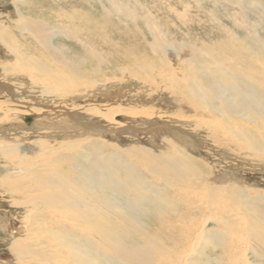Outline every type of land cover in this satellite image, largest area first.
Segmentation results:
<instances>
[{
	"label": "bare ground",
	"instance_id": "6f19581e",
	"mask_svg": "<svg viewBox=\"0 0 264 264\" xmlns=\"http://www.w3.org/2000/svg\"><path fill=\"white\" fill-rule=\"evenodd\" d=\"M7 24L6 18L0 22V50L7 55L0 63V80L11 82L14 90L11 94L8 87L0 85V90L8 91L0 94V129L11 126L24 137L37 138L30 142H19L18 139H14L13 143L0 142V187L11 190V194L8 195L11 198V205L32 207L38 202L42 203L49 213L52 209L51 202H55L58 208L54 209L52 223L61 226L60 221H63L71 227L82 228L97 238L93 242L96 247L105 242L98 241L104 237L101 235L112 234L109 230L97 228L102 225L92 222L87 217L102 219L112 216L117 224L133 223L135 227L133 230L136 231L140 223L135 218L121 213L124 203L130 209L138 208V202L145 203L150 198L157 202L159 208L167 207L181 211L177 217L169 220V226L172 227L169 242L166 241L170 230L159 226L151 231L143 229L144 236L141 239L145 242L143 245L136 243L135 248L131 245L127 250L123 245H113L108 239L106 244L113 245L109 246L110 251L96 253L97 248L94 250L95 247L93 246V249L87 241L84 242L87 248H83L69 237L66 238L64 233H60L57 249L52 246L50 250L51 253H55L57 260L53 255L43 256L42 247L36 245L34 248L29 227L22 225L9 247L15 257L14 264H201L204 258L214 260L218 264H253L249 262V255L256 258L261 256L258 248L262 244L261 246L251 244L255 237H263L264 234V210H261L259 205L263 195L258 194L254 198L252 189L242 182L239 184L240 180L233 177L232 173L238 168L229 157L222 158L228 161L224 165L218 160L208 163L202 158L200 162L205 167L203 172L200 166L195 167L198 156H195L194 152L197 151V146L200 147L199 143L203 142L201 135L212 146L230 153L232 150L235 152L232 154L237 157L252 155L249 149L252 145L258 146L259 143L264 145V69L261 75L255 74L249 66L251 64L243 65L242 56H235V53L225 45L220 44L221 46L216 47L187 45L175 39L173 43H161L159 46L164 50L174 47L170 55L173 64H170V58L169 61L167 58V60L161 58L162 63L159 67L147 64L145 60L147 67L140 77L132 75L131 73L136 75L137 73L131 69V73L126 75L124 80L127 83L120 84V80L117 79L115 84L102 83L101 81L108 79L102 77L95 84L93 82L89 84L87 80L68 81L62 72L63 67L67 68L62 61L63 58L56 61L57 56L61 54L57 47L50 46L53 33L57 34L48 29L51 27L45 24L43 29L39 23L20 25L21 29L35 36L36 41L45 47L40 49L34 47L30 50L25 45L15 48L6 42L4 32L8 30ZM37 25L41 26L39 31ZM46 43L49 44L48 48ZM229 62L235 68L228 69ZM144 64L138 63V66L142 68ZM13 68L19 70V74H15ZM208 73H217L218 77H221L216 81L219 82L218 85H212ZM18 83L22 86L19 87ZM87 83L89 87L84 93L75 92L76 88L81 85L86 87ZM125 84H132L134 87L133 94L126 95L129 102L133 97H137L138 93L144 92L142 88L151 90L163 88L169 89L170 94L177 100L187 104V110L182 117L176 115L172 117L164 112L141 110L126 99L123 104L110 106L111 108L99 106L69 109L71 105L68 103L59 104L70 96L87 99L97 93H107L109 90L123 87ZM203 87L220 88L218 97L221 102L217 101V105L207 104L208 101L201 99L202 93L205 92ZM22 94L23 98L28 99H19ZM191 96L197 99V105L186 100ZM30 99L43 103V106L40 108L29 106L27 102L32 101ZM12 101L19 104H13ZM252 110L258 114L251 112ZM47 117L51 119L48 120ZM55 118L57 120H53ZM66 119L68 121L72 119V123L77 125L83 124L90 130L88 134L96 138L83 140L87 136L86 133L69 126ZM150 128L163 129L168 137L171 136L175 140L176 143L171 140L163 143L165 139L160 141L167 151L164 153L165 156L155 153L150 147L153 144L148 139V144L144 148L137 146L136 149H131L134 147L127 144L121 147L122 150L107 145L105 140L103 145L113 151L109 156L100 155L93 146L102 139L103 129H117L116 133H120L119 135L129 136V133L134 136L136 133H146L144 130ZM56 130L60 131V136L49 139V134L55 133ZM36 131H41V134L34 135ZM122 152L130 154L135 159L141 158L148 165H153L154 161L163 158V161L168 163V173L172 178L168 180L171 184L176 183L177 187L171 188L168 187V183H162L168 190L164 191V196L158 195L155 198L148 195L147 189L152 191L158 184L148 179L142 178L138 181L132 178L131 169L122 163L123 155L121 154L122 157L119 155ZM63 158L73 160L79 169L74 171L91 177L96 184L90 179L83 183L79 182L75 174L65 171ZM100 164L101 168H98L97 165ZM228 167L230 172L226 173L217 185L206 179L212 175L213 169ZM173 169L176 172H173ZM150 172L158 173L153 170ZM120 175L125 179L122 180ZM97 185L110 191L111 195L107 200L99 198L96 189L100 187ZM123 188L128 197L125 199L127 202L116 203L111 197L116 195L122 197L124 193L119 191ZM66 202L72 203L70 213L64 210L67 209ZM250 202L256 205L254 211L251 210ZM162 211H165V208H162ZM230 212H233L234 216ZM240 213L242 214L239 215ZM198 215L200 217L195 218ZM23 217L24 215L20 219L23 220ZM159 220L164 222L160 217ZM210 221H213L217 229L206 230V223ZM49 223H45L44 226H51ZM160 227L161 229L157 230ZM230 230L235 231L236 236L233 238L238 240H234L231 235L222 236ZM53 236L50 233V238ZM162 236L166 237L165 242L161 239ZM214 239L218 241L216 246L212 242ZM243 241L248 243V248L242 255L238 254L234 262L232 259L237 252L235 247L239 244L244 247ZM205 247H212L213 254L205 255L203 251ZM217 249L218 254L215 253ZM192 257L196 261H193Z\"/></svg>",
	"mask_w": 264,
	"mask_h": 264
},
{
	"label": "rangeland",
	"instance_id": "374dc122",
	"mask_svg": "<svg viewBox=\"0 0 264 264\" xmlns=\"http://www.w3.org/2000/svg\"><path fill=\"white\" fill-rule=\"evenodd\" d=\"M31 1L0 0V22L5 18L8 20V30L4 32L6 42L15 48H21L23 45L30 50L34 47L38 49L45 48L41 43L36 41L35 36L21 29L20 25L23 26L26 23H39L44 29L45 24H47L51 27L48 29L57 33H53L54 36L50 40V46L53 45L57 47L61 54V56H57L58 60L56 61H59V58H63L62 61L65 62L67 68L63 67L64 69L62 68V72L67 77L68 81L72 79L76 81L87 80L89 84L90 82L95 84V82L102 77L108 78L107 81H101L102 83L110 82L111 84H115V79L120 80V84L127 83L124 80L126 79V75L128 76L131 73V69H134L137 73V75L131 73L132 75L140 77V74H142L143 70L147 67L146 62L152 66L157 65V67H159L160 63H162L161 58L163 60L168 59L167 61H169L170 58V64H173L170 55L171 49L174 47H171L169 50H164L161 48L162 46H159L161 43H173L175 39L181 40L187 45L215 47L221 46L220 44L225 45L235 53V56H242V59H244L243 65L251 64L256 67L257 69H254L249 65L255 71V74L261 75L264 69V0ZM37 28L39 31L41 26L37 25ZM48 46L49 44L46 43L47 48ZM6 57V53L0 50V63ZM143 57L147 58L144 59ZM138 63L145 64L142 65L141 68L138 66ZM229 64L230 66L228 69L231 70L235 68L232 63L229 62ZM222 66L225 65L222 64ZM13 70L15 74H19V70L14 68ZM218 76L217 73L210 74L212 85L215 86V84H219V82L216 81L221 77ZM95 77L96 79H94ZM235 81L238 82L236 79ZM10 83L0 80V85L8 87L12 94V89L14 88L12 86L13 84L11 85ZM18 84L19 87L22 86L20 83ZM89 84L86 87L81 85L82 87L76 88L75 92L84 93L85 89L89 87ZM122 86L123 87L109 90L107 93H97L95 96L87 99L70 96V99L63 100L59 102V104L68 103L71 105L69 109L99 106L109 108L113 105H121L125 102L127 96L132 95L134 92L132 84H125ZM203 88L205 92L202 93L201 99L208 101L206 102L207 104L211 105L214 103L217 105V101L221 102L218 97V92H221L220 88ZM142 90L144 92L138 93V96L133 97L131 102L126 100L131 105L139 107L141 110L164 112L167 116L172 117L173 115L180 117L184 116L183 114L187 110L186 107L188 105L177 100L176 97L170 94L171 91L169 89L164 90L160 88L151 90L150 88H142ZM1 93H8V91L0 90V94ZM20 96L19 99L24 97L23 94ZM190 98H192V100ZM25 99L28 98H23L22 100ZM186 100L193 101L192 104L197 105V99H194L192 96L187 97ZM198 100L201 102L200 98H198ZM12 102H14L13 104H19L17 101ZM27 103L30 104H28L29 106L32 105L35 108L43 106V103L40 104L37 100L28 101ZM251 112L258 114L253 110ZM47 119L50 120L51 118L47 117ZM53 120L57 119L55 118ZM66 121L69 123V126H74L78 130L86 133L87 136H85L83 140L96 138L94 135L88 134L90 130L86 129L83 124L80 123V125H77L76 123H72V119H70V121L66 119ZM252 125L254 126L255 123ZM116 130L117 129H103L102 136L98 135L99 137L101 136L102 139H99L100 141L93 145L96 152L102 156H109L112 154L113 151L103 145V141L105 140L107 141V145L112 147L116 146L118 149L120 148L122 150L123 148L121 147L127 146V144L134 147L131 149H136L135 147L137 146H139V148H144L148 144V139L153 144L150 145L151 149L155 153L165 156L164 153L167 151L160 141L165 139L163 143L168 140L176 143L173 137H168L163 129L158 130L156 128H150L144 130L146 133H136L134 136L129 133V136L119 135L120 133L117 134ZM95 132L93 134H95ZM69 133L70 131H68L67 134ZM33 134H41V131H36ZM40 136L47 139L43 135ZM59 136L60 131L56 130L55 133L49 134V139ZM201 137L203 138V142L199 143L200 147L197 146V151L194 152V155L196 154L195 156H198L196 157L197 161L195 162V167L200 166L202 171L204 170L203 172H205V167L200 162L202 158L207 160L208 163L218 160L222 162L221 165H224V163H228V161L222 158L225 156L229 157L233 160L232 163H235L238 168L236 171H232L234 174L233 177L240 180L238 181L239 184L242 182V184L247 186L250 190L252 189V197L255 198L258 194L263 195L261 196L262 200L259 205L260 209L264 210V145L261 143H259L258 146L252 145L249 148L252 155L237 157L234 155V151L230 150L234 153L232 154L228 151L220 150L207 142L202 135ZM14 139H18L19 142L37 140V138L33 136H22L18 130L11 126H4L0 129V142L13 143ZM101 146H103V148ZM119 155L123 158L122 163L128 166L133 172L131 175L132 178L138 179V181H141L142 178L148 179L158 184L156 189L152 191L147 189L148 195L154 196L155 198H157L158 195L164 196V191H168L167 187L164 186L165 183H168V187H177L176 183L171 184L168 180L172 178L168 173V163L163 161V158L154 161L153 165H148V163H144L140 157V159L132 158V156L130 154L128 155L126 152L119 153ZM63 160L64 170L75 174L79 182L83 183L90 179L92 183H95L92 181L91 177L74 171H79V169L74 165L75 163L73 160H67L66 158H63ZM118 163L121 164L120 161H118ZM218 165L220 164L218 163ZM97 166L101 168V164ZM151 170L158 173L150 172ZM173 172L176 171L173 169ZM228 172H230L229 167L213 169L212 175L206 177V179L210 181L211 184L217 185V182L222 177L226 176ZM120 178L122 180L125 179L123 175H120ZM97 186L100 187L96 189L99 198L107 200L111 195L110 191L108 189V191L105 190L100 185ZM119 192L124 193V195L122 197L116 195L111 197V199L116 203L127 202L125 200L128 199L125 188L121 189ZM10 194L11 190L0 187V264L15 263V257L9 250V247L12 244V239L15 238L22 225L29 227L33 238V247L35 248L36 245L42 247L41 250H44V252H41V254L43 256L53 255L54 259L57 260L55 253H51L50 250L52 246L53 248L56 246L58 247L60 233H64L66 238L69 237L80 246H83V248H87V245L84 243L87 241L92 247H95V249L93 247L94 250L97 248L96 253H107L110 251L109 246L113 247V245L116 244L123 245L128 250L131 245L134 247L145 243L141 240L142 236H144L143 229L151 231L159 226L165 227L167 230L172 229V227L169 226L170 219L173 220L177 217L178 213L181 212L179 209L171 210L169 208L167 209V207H162L165 208V211H162V208H159L157 202L150 198L145 203L138 202L137 207L139 209H130L128 205L124 203L121 208V213L135 218L136 221L140 223L136 231L133 230L135 229L133 223L117 224L112 216L102 219L87 217L92 220V222H97L102 225V227L97 228L105 229L106 231L109 230L112 234L111 236H108V234L101 235V237H104L98 241L101 242V240H105V245L101 244L96 247L93 242L94 239L97 238L91 236L82 228L71 227L63 221H60L62 224L61 226L58 223H56V225L52 223L54 220L52 217L54 209L58 208L57 203L51 202L52 209L47 213L44 205L38 202L34 203L32 207L11 205V198L8 196ZM65 206L67 209L64 210L70 213L72 203L66 202ZM250 207L251 210L253 209L252 211H254V208H256L255 203L252 204L250 202ZM31 214L37 217L34 218ZM230 214L234 216L233 212H230ZM241 214L242 213L239 215ZM23 215L24 219L21 220L20 218ZM233 216H231V218H233ZM159 217L164 220V222L162 221L163 224L159 222ZM198 217H200V215L195 218ZM33 221L34 223H32ZM212 222L213 221L206 223L207 231L217 229ZM45 223L52 225L45 227ZM161 227L157 230H160ZM115 232L116 234H114ZM171 232V230L168 232V241L166 242H169ZM50 233L54 235L51 238ZM234 233L235 231L232 232V230H230L229 232L223 233L222 236L226 234L231 235L233 238L236 236ZM108 239L113 242V245L108 246L106 244V240ZM161 239L164 241L166 237L162 236ZM233 239L238 240L235 238ZM157 242L159 243V241ZM212 242L215 246L218 243L216 239L212 240ZM243 242L245 244L244 247L240 246V244L235 247L237 252L236 256L232 259L234 262L238 254L242 255L245 249L248 248V243L246 244L245 241ZM136 243L137 245H135ZM254 244L260 246L262 244V246L258 248L261 252V256L256 258L249 255V262L253 264H264V234L263 237H255L251 246ZM57 247L55 249H57ZM211 249L212 247H205L203 249L205 255L213 254ZM208 250L210 252H208ZM215 253L218 254L219 249H217ZM192 260L196 261L194 257H192ZM200 263L218 264L216 261L206 258Z\"/></svg>",
	"mask_w": 264,
	"mask_h": 264
},
{
	"label": "crops",
	"instance_id": "0c3cea01",
	"mask_svg": "<svg viewBox=\"0 0 264 264\" xmlns=\"http://www.w3.org/2000/svg\"><path fill=\"white\" fill-rule=\"evenodd\" d=\"M14 89H12V91H13Z\"/></svg>",
	"mask_w": 264,
	"mask_h": 264
}]
</instances>
